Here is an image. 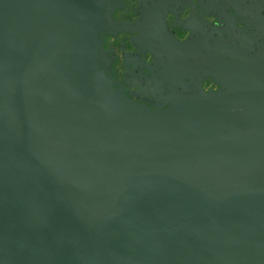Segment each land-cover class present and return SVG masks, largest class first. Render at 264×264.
<instances>
[{"label": "water", "instance_id": "water-1", "mask_svg": "<svg viewBox=\"0 0 264 264\" xmlns=\"http://www.w3.org/2000/svg\"><path fill=\"white\" fill-rule=\"evenodd\" d=\"M138 1L0 0V264H264V0Z\"/></svg>", "mask_w": 264, "mask_h": 264}, {"label": "flooded vegetation", "instance_id": "flooded-vegetation-1", "mask_svg": "<svg viewBox=\"0 0 264 264\" xmlns=\"http://www.w3.org/2000/svg\"><path fill=\"white\" fill-rule=\"evenodd\" d=\"M119 2V6H117L114 10V13L112 14V17L116 21H127L131 23H135L137 21V16L136 14L139 12V1L138 0H116ZM147 1V0H145ZM195 1V0H193ZM227 8L230 9L231 13L233 16L239 18L240 24L239 27L247 32V34L250 36L251 39H253V32L254 29L252 26L249 24V21L247 20L246 17L244 16H238L232 11L231 6L228 4ZM189 15V10L181 17L179 18L183 20ZM205 20L209 23L216 24L219 20L216 19L215 17H205ZM167 22L170 27L171 32L177 37L179 40L183 41L185 40L188 36L189 33L181 31V29L178 28V26L172 27V23L174 22V17L172 15L167 17ZM178 25V24H177ZM104 38V47L105 49L109 50L112 55L115 56V63L113 66V72L112 76L116 78V80L121 83L122 85H125L126 90L128 93L131 92H139L141 91V87H135L131 88L129 85H126V77H127V68L125 67V64L123 62V55H129L130 57L136 56L137 51L135 48L132 46L131 39L135 37L133 34H117L114 36L108 35V34H103L102 35ZM142 60H145L146 62L151 61L150 55H139ZM204 89L206 91L209 90H218V86L212 82V81H206L204 83ZM130 96V95H129ZM131 98L135 99L134 97L130 96Z\"/></svg>", "mask_w": 264, "mask_h": 264}]
</instances>
